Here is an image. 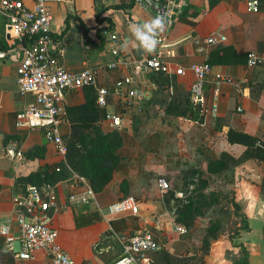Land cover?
Wrapping results in <instances>:
<instances>
[{"label": "crops", "instance_id": "crops-1", "mask_svg": "<svg viewBox=\"0 0 264 264\" xmlns=\"http://www.w3.org/2000/svg\"><path fill=\"white\" fill-rule=\"evenodd\" d=\"M22 1L28 7L34 2ZM130 2L64 0L50 3L49 49L70 72L78 73L87 67L95 69L101 86L111 87L118 79L133 75L131 65L122 61L114 70L107 68L106 64L114 59L107 45L101 50L86 43V38L98 42L95 3L111 6ZM244 2L220 0L208 8L207 4L192 0L191 3L207 8V11L194 17L181 15L169 33V40L178 53L172 63L183 67L203 61V56L193 48V37L212 31H220L227 37L226 42L218 45L230 49L224 51L222 57L214 58L212 71L228 75L235 81L245 79L246 82L240 87L227 83L221 85V92L214 102L217 108L215 115L206 112L203 121L198 122L165 113L163 106L175 91L190 89L192 73L177 75L173 66L158 73L142 72L138 77L140 81L142 78L154 81L158 77L159 87L155 83L154 88L149 89L143 82L137 83L145 95L141 111L124 108L120 98L113 95L107 110L121 115L122 124L114 128L107 119L99 120L104 131L117 129L122 137V145L117 150L119 162L109 183L98 193L92 191L91 197L89 182L77 175L55 183L59 207L52 215V225L58 231L59 245L75 264H109L120 254V247L115 243L107 253H99L94 248L100 235L109 228L121 236L147 232L162 244L164 250L179 256L186 249L191 248L194 253L200 248L196 226L189 231L192 239H183L187 231L178 229L173 211L165 206L158 179L164 177L171 181L173 176H181L182 171L192 168L206 171L208 161L219 158L222 153L238 158L246 147L228 142L226 133L229 128L253 135L264 143V65L249 67L246 60L249 51L264 54V0H259L256 13L248 12ZM101 16L105 19L103 23L111 22L121 34L124 57L135 63L144 62L149 53L132 37L130 26L150 19V13L139 5H132L129 12L108 8ZM66 23L68 28L64 31ZM83 24L87 28L86 35ZM5 25L6 20L0 14V41L6 44ZM7 48L6 57L0 60V214L14 219L12 198L29 184L25 178L39 168H54L61 157L42 132L16 126L18 113L32 95L22 94L18 89L16 71L22 57L19 45L15 41ZM211 78L209 76L205 84L207 106L212 103ZM83 101L81 88L68 91L64 97L65 110ZM237 106L241 107L240 111ZM61 132L63 138L70 133L67 115ZM37 146L40 147L37 154L25 156L26 151ZM9 147L14 148L16 158L11 159L7 155ZM243 172L242 167L229 168L219 174L205 172L208 184L215 188L211 187L212 191L229 192L233 206L228 209L236 217L238 228L235 233L221 234L213 240L202 264H233L242 247L248 252L247 264H264V188L243 176ZM123 179L127 181L126 192L120 189ZM128 195L136 199L138 212L125 213L106 221L102 213L108 205ZM243 224L247 228H243ZM12 225L16 227L14 220ZM1 248L0 238V264H51L43 251H37L29 261H21L2 253ZM153 254L150 253L148 260L139 264H158L151 262Z\"/></svg>", "mask_w": 264, "mask_h": 264}, {"label": "built area", "instance_id": "built-area-1", "mask_svg": "<svg viewBox=\"0 0 264 264\" xmlns=\"http://www.w3.org/2000/svg\"><path fill=\"white\" fill-rule=\"evenodd\" d=\"M62 1L64 0H34L32 6L28 7L22 0H0V14L6 20V45H11L16 41L22 54L16 71L19 92L32 95V98L18 113L16 126L42 132L45 140L54 146L61 161H64L66 153L61 125L66 117L64 97L68 91L93 87L96 93V105L105 110L104 118L114 128H117L122 124V116L107 110L109 100L113 95H117L124 108L140 112L145 95L137 83L143 82L148 85L149 89L155 86L153 80L142 78L140 81L138 79L142 72L158 73L173 66V71L177 75L192 73L190 99L200 107L203 114L209 112L211 115L217 113L214 102L221 92L223 83L240 87L246 82L245 79L235 81L232 77L220 72L213 73L212 65L208 62L210 50L227 40V37L220 31L193 37V48L196 53L203 56L202 62L190 63L187 67L172 63L178 53L174 43L169 40V33L176 19L182 15L192 0H131L133 5L143 7L151 17L164 14L167 21L166 30L159 35L156 50L149 53L144 62L135 63L124 57L121 49L122 36L113 24L102 23L99 26L101 35L108 52L114 57L106 64L107 68L114 70L122 61L131 65L134 74L118 79L111 87L101 86L98 84L95 69L87 67L78 73L70 72L59 63L57 56L49 49L48 33L51 13L48 6L50 3ZM197 1L204 5L208 2V0ZM259 4V0H245L244 2L245 9L251 13L259 11ZM206 11L207 8L202 9V13ZM7 52L8 48L0 47V60L6 57ZM246 60L249 67L264 65V54L249 51L246 54ZM209 76H212L210 80L212 103L207 106L205 84ZM237 110L240 111L241 107L237 106ZM7 155L11 159L17 157L13 147L7 149ZM158 188L161 194H165L170 189L164 177L158 179ZM89 194L91 197L92 190ZM174 194L176 197L182 196V193L175 192ZM85 200L88 202V198ZM12 203L14 219L12 216L4 217L0 214L2 253L16 260L29 261L37 251H43L51 264H75L69 253L59 245L58 231L52 225V215L59 207L55 184H28L22 193L13 196ZM137 212L136 199L128 195L108 205L102 214L106 221H111L122 214H136ZM13 220L16 224L15 228L12 225ZM178 226V229L183 231L180 225ZM112 243L119 245L120 254L109 264H139L140 261H147L151 252L163 249L162 244L147 232L121 236L112 228L100 235L94 248L99 253H107L113 249Z\"/></svg>", "mask_w": 264, "mask_h": 264}, {"label": "trees", "instance_id": "trees-1", "mask_svg": "<svg viewBox=\"0 0 264 264\" xmlns=\"http://www.w3.org/2000/svg\"><path fill=\"white\" fill-rule=\"evenodd\" d=\"M219 1L208 0V8H212ZM132 5V2L111 6H101L95 3L98 42H91L86 38V43H91L94 47L102 50L105 46V40L101 35L99 26L105 19L101 15L108 8L123 9L129 12ZM201 12L202 8L189 3L182 15L194 17ZM107 23L111 22L107 21ZM82 27L86 35L87 28L84 24ZM67 28L68 24L66 23L64 31ZM0 47L6 49L8 46L0 41ZM228 49L230 47L217 45L212 51L210 50L211 54H209L208 62L212 64L214 58L222 57L225 53L224 51ZM158 79V77L155 78L154 82L159 87ZM81 89L84 98L83 103L66 109V115L70 123V133L63 138L66 145L64 161H59L52 169L42 167L30 173L25 178L29 184H55L77 175L86 179L92 191L98 193L112 179L113 172L119 162L117 150L122 145V137L117 129L104 131L99 125V120L105 116V110L96 105L94 88L82 87ZM205 96L207 97L206 93ZM163 108L166 114L198 122L203 121V113L200 111V107L190 99V89L175 91L169 100H166ZM226 138L231 144L238 143L246 147L238 158L231 156L229 153H222L219 158L208 161L206 171L198 168L182 171V175L183 173L187 174L185 176L187 180L186 186L193 185V191L191 190L192 192L182 199L175 196V189H169L164 194L165 206L173 211L175 223L184 226L188 234L194 225L196 217L204 214L205 210L219 203V192L209 191V194L204 192V188L208 186V180L204 176L205 172L208 174H219L229 168H236L244 163L251 162V175L248 178L264 188V143L253 135L236 131L232 128L228 129ZM39 149L40 147L38 146L33 147L26 151L25 156L33 157ZM126 187L127 181L123 179L120 183V189L126 192ZM243 225V228H247L246 224ZM221 226V222L218 219L210 222L201 238L200 248L194 253L189 248L188 250L186 249L182 256H179L162 249L151 252V254H154L150 260L152 263L158 264H202L203 257L208 253L211 241L219 237ZM247 254L248 252L242 247L239 258L234 259L233 264H247Z\"/></svg>", "mask_w": 264, "mask_h": 264}, {"label": "rangeland", "instance_id": "rangeland-1", "mask_svg": "<svg viewBox=\"0 0 264 264\" xmlns=\"http://www.w3.org/2000/svg\"><path fill=\"white\" fill-rule=\"evenodd\" d=\"M250 166H251V162L249 163H244L238 167H242L244 168V172H243V176L245 177H249L251 174V170H250ZM187 174L183 173V175L181 176H173L171 181L168 180L167 178H165L170 186V189H175L174 191L177 193H182V196L177 197V198H185L187 195L190 194V192H192L193 190V185L190 186H186V176ZM216 186V185H214ZM211 187H213V185L208 184V186L206 188H204V192L205 194H209V191L211 190ZM214 188V187H213ZM215 189V188H214ZM192 190V191H191ZM215 192V190H214ZM220 193V192H219ZM164 197V196H163ZM219 198V203L208 208L207 210H205L204 214L196 217L195 221H194V225L192 227V229L194 228V226H196L195 228H197V235H199L201 238L202 236L205 234V230L206 227L209 226L210 222H212L213 220H220L221 222V233H219V236H221V234H231L232 232L235 233L236 229L238 228L236 226L237 220L235 219V216L231 215V212H229V206L232 205V199L231 196L229 195V192H222L218 195ZM184 232V230L186 229L184 226H180ZM185 228V229H184ZM181 231V230H180ZM188 232V231H187ZM184 233L183 235V239L185 240H191L192 236L189 232L188 233ZM198 237L196 238L197 240H201V238ZM217 239V238H216ZM213 239V240H216ZM212 240V241H213ZM211 241V242H212Z\"/></svg>", "mask_w": 264, "mask_h": 264}, {"label": "clouds", "instance_id": "clouds-1", "mask_svg": "<svg viewBox=\"0 0 264 264\" xmlns=\"http://www.w3.org/2000/svg\"><path fill=\"white\" fill-rule=\"evenodd\" d=\"M167 21L164 14H157L143 23H135L130 26L132 37L138 45L147 53L156 50L159 44V35L166 30Z\"/></svg>", "mask_w": 264, "mask_h": 264}]
</instances>
